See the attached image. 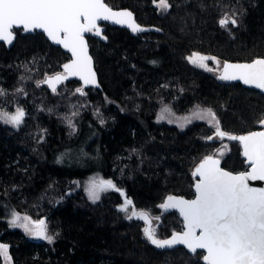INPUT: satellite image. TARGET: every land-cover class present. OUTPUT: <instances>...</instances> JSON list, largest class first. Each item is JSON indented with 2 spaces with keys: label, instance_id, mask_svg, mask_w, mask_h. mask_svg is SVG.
<instances>
[{
  "label": "trees",
  "instance_id": "obj_1",
  "mask_svg": "<svg viewBox=\"0 0 264 264\" xmlns=\"http://www.w3.org/2000/svg\"><path fill=\"white\" fill-rule=\"evenodd\" d=\"M157 1L104 0L150 30L133 34L103 23L106 41L87 36L100 89L82 90L90 105L71 125L63 114L69 111L59 106L68 94L55 97L36 84L61 71L68 54L41 33L23 35L19 28L13 45L0 43V106L18 102L27 113L18 129L0 122V242L10 264H205L200 251L151 245L142 219L127 220L118 209L115 190L91 203L79 186L95 175L112 180L136 210L159 215L156 237L164 239L180 232L182 221L160 205L169 195L192 198L194 167L225 147L209 139L215 132L204 122L184 128L158 122L160 108L177 115L209 109L230 135L264 129L263 94L187 63L195 52L222 61L264 58V0H167L162 10ZM223 17H229L225 26ZM79 86L71 80L56 90ZM223 141L221 166L246 170L239 142L227 135ZM12 212L46 215L52 243L11 229Z\"/></svg>",
  "mask_w": 264,
  "mask_h": 264
},
{
  "label": "snow or ice",
  "instance_id": "obj_2",
  "mask_svg": "<svg viewBox=\"0 0 264 264\" xmlns=\"http://www.w3.org/2000/svg\"><path fill=\"white\" fill-rule=\"evenodd\" d=\"M159 4L165 9L169 6L167 0H159ZM100 20L126 24L133 32L143 30L134 22L130 12L113 11L104 0H0V41L10 45L15 38L14 28L24 32L40 29L53 43L63 46L72 55L71 62L63 66L64 74L46 81L53 92L56 91L55 85L68 76H78L85 85L98 87L84 34L95 30L96 35H101L97 26ZM228 22V19L220 20L221 26ZM231 23L234 25L236 21L231 20ZM206 59L196 57L200 67H206L203 63ZM190 60L196 63V60ZM219 78L239 80L264 91V59L244 64L225 63ZM78 91L84 94L81 89ZM24 115L22 109H17L15 115L3 113L0 118L4 123L19 126ZM195 115L200 119L211 117L209 124L215 121L216 135L219 137L227 135L229 140H238L250 168L233 174L221 169L218 159L205 157L193 173L199 177L195 185V199L169 196L160 205L164 209L178 210L186 230L173 234L171 239L161 240L151 227H146L144 235L157 248L181 244L193 253L202 249L206 252L203 256L206 264H264V188H253L248 183L250 180L264 181V131L230 135L220 130L219 121L211 110ZM261 123L264 124V121ZM108 189L118 191L109 180L93 184L89 195L95 201L99 199L100 192ZM131 203L126 199L120 211L127 212V206ZM132 215L151 225L147 213L133 212ZM12 217L9 221L12 227L23 229L26 235L35 239L52 243L53 237L48 235L44 220L33 221L27 215L22 217L15 212ZM0 256L10 260L6 244H0Z\"/></svg>",
  "mask_w": 264,
  "mask_h": 264
},
{
  "label": "rangeland",
  "instance_id": "obj_3",
  "mask_svg": "<svg viewBox=\"0 0 264 264\" xmlns=\"http://www.w3.org/2000/svg\"><path fill=\"white\" fill-rule=\"evenodd\" d=\"M154 5L157 7V10L165 9L162 5L159 4V1L154 2ZM222 19H228L229 20V17L228 18L227 17H223ZM197 56H199V57H207L208 58V59H206V60L203 61V63L206 65V67H200L199 66L200 61L199 60H196V57ZM190 58H192L193 60H196V63L191 62ZM187 63L189 65H191V66H194L195 68H198V69H201V70H205V71L209 72L210 74H212L215 77H219L220 69L222 67L223 61L221 59H218V58L205 56L203 54H200V53L195 52V53H192L187 58ZM47 75L49 76L51 74L43 75L42 78H41V80L37 81L36 84L38 85L41 81H43V79ZM60 89H61V87H60ZM60 89L57 88V90L55 91V93H53V96L58 97V96H61V95H64L65 96L66 94H68L65 97V100H63L62 102L59 103V106L63 107L65 110H68L69 111V114H67V113H63V114L64 115H67L66 118H65V120H66L67 124L71 125L72 122H73L74 117L78 114V110L80 111V109L87 108V106L90 105V104H88L86 102V99L84 97L85 94L82 95V94H79L78 93L79 92L78 89H80V86L78 88H76L74 91H71V92H66V89L65 88H64V91H63V89L62 90H60ZM37 98L42 99V101L44 102L42 108H45L46 111L53 112V109H50L47 106V102L48 101H46L45 96H40L39 94H37ZM162 107L160 108L161 110H160V112L158 113V115L156 117V120L158 122H164V123H167V124H171V125L177 126L178 128H184L187 125H190L191 123L196 122V121L204 122L207 125H209L214 130V132H215V133H213L211 135L210 138L212 140H219V141H221V147L220 148L225 147V150L224 149H220L218 151V153L216 154V156H212V157H219V155L221 153H223L224 151H226L227 144L228 143H227V141H223L222 142V138L219 137L218 135H216V127L214 126L215 125V121H213L212 124H209V120L211 119V117H205L204 119H200V118H197L196 115H195L197 112L204 113L205 110H209V109L195 108V109H193L188 114H185V115H177V114L173 113L168 107H165V106H162ZM17 109H22L24 111V113H25L24 118H23V122L19 126H13L12 124L4 123V121H3L2 118H0V122L3 125H6L8 128L11 127V128L18 129L20 127H23L25 125V122H26V119H27V113H26L25 109L21 105L18 104V102L13 103L12 104V107H10L9 104H3V105H1L0 106V114L6 113L9 116L10 115H15L16 112H17ZM165 109H167V111H165ZM211 112L215 114L214 111H211ZM215 117L218 120V117L216 116V114H215ZM185 118H188V120H186ZM188 121H190V122H188ZM219 128H220V125H219ZM36 133H38V131H36ZM36 133H35V136H36ZM212 154H214V153H212ZM102 181H109V179H104V178L100 177L99 175H95V176L89 177L86 181H84V183L82 185L79 184V186H81L82 191L85 194V196H86V198L88 199L89 202H91V203H97L101 198H103L106 195L107 192H109L110 190H112V189H108L106 191L100 192L99 193V199L93 201V199L89 195V189L91 188V186L93 184H97L98 185ZM110 181H112V180H110ZM112 183L116 186V183L115 182L112 181ZM79 186H73V187L79 188ZM76 188H72V189H76ZM124 203L125 202L123 200H121V203L119 204V206H117L119 210L121 209V207L124 206ZM127 208H128V211L127 212H123L124 213V216H125V218L127 220H133V219H135L134 217L137 218V215H132L133 212H135L137 214L141 213V211L136 210L133 207L132 204L130 206H127ZM12 213L10 214L9 221L13 218L12 217ZM15 213H17L18 215H20L22 217L26 215V214H20L18 212H15ZM144 213H147L149 220H152V224L153 225H151V229H153L155 231L156 230V227L158 226V222L160 220L159 219V215L153 214L151 210L145 211ZM130 215L132 216L131 219L128 218V216H130ZM27 216L31 220H33V221H39L41 218L45 217L46 215H42V216L37 217V218H33V217L29 216V215H27ZM47 219H48V217H47ZM142 222L144 223V226H143V230H144V228H145V221L142 220ZM46 224H47V222H46ZM9 227L11 229H16V228L12 227L10 225V223H9ZM17 229L21 230L25 234V232L23 231V229H21V228H17ZM47 229H48V226H47ZM48 235H49V233H48ZM155 235H156V231H155ZM26 236L29 237V238H31V239H35V238H33V237L29 236V235H26ZM164 239H166V238H164ZM35 240L37 241V239H35ZM40 242L46 243L48 241L47 240H40ZM4 260L7 261V259L5 257H4ZM5 264H8V262H5Z\"/></svg>",
  "mask_w": 264,
  "mask_h": 264
},
{
  "label": "water",
  "instance_id": "obj_4",
  "mask_svg": "<svg viewBox=\"0 0 264 264\" xmlns=\"http://www.w3.org/2000/svg\"><path fill=\"white\" fill-rule=\"evenodd\" d=\"M104 3H105V2H104ZM106 5H107V4H106ZM107 6H108V5H107ZM108 7H110V6H108ZM110 8H111V7H110ZM111 9H112L113 11H117V12H130V13L132 14V19L134 20V22H135V23H136L141 29H143V30H142V31L133 32L129 27H127L126 24H117V23H113L111 20H107V21H106V20H100V21L97 22V26H98V28L100 29L101 35H99V36L96 35V34H95V30H94L93 32H89V33H85V34H84V39H85L86 44H87L88 55L91 57V61H92V69H93V71H94V73H95L96 83H97L98 85H99V83H98V76H97V73H96L95 68H94V61H93V58H92V56H91V54H90V48H89V44H88V40H87V36H91V37H93V38H95V39H97V40L106 41V39L103 37V34H102V31H103L102 24H103V23L109 24L110 26L121 27V28L127 29L128 31L132 32L133 34H140V33L147 32L148 30H150V28H148V27H143V26H141L140 24H138L137 21L135 20V16H134V14H133L131 11H129V10H127V9H116V8H111ZM14 29H18V28H14ZM21 30H22V29H21ZM36 32H37V33H41V34L46 38V40H47L52 46H54V47H58V48H60L64 53L68 54V56H69V61L66 62L65 64L71 62V60H72V55H71V53H70L67 49H65L63 46L53 43V42L47 37V35H46L45 33H43L42 30H40V29H36V30H34V31H31V32H24V31L22 30V34H23V35H30V34H34V33H36ZM0 42H3V41H0ZM13 43H14V40H13V42H12L10 45L6 43V46L9 47V46L13 45ZM257 59H264V58L259 57V58H256V59H254V60H257ZM254 60L249 61V62H244V61H242V62H239V61H223V63H222V67H221V69H220L219 77L223 74V69H224V64H225V63H228V64H244V63H251V62H253ZM65 64H63V66H64ZM63 66H62V70H61V72L55 73V74H53V75L46 76V77L43 79V81L40 82V84H41V85H44V86H46V87H48V88L53 92L52 88L49 87V85H48V83H47L46 81H47L48 79H50V78H54V77L57 76L58 74H64V67H63ZM71 80H76L77 82H79V83L81 84V87H80L81 90L86 89V88H89V87H92V88H95V89H100V85H99L98 87L93 86V85H85L84 82H83L78 76H68L67 79H64L63 81L57 83V84L55 85V87L59 86L60 84H62V83H64V82L71 81ZM224 81H226V82H228V83H239V84H241L244 88H248V89L256 90V91H258V92H260L261 94L264 95V91H262V90H260V89H257V88H255V87H253V86L246 85V84H244L242 81H239V80H224ZM263 121H264V120H263ZM263 125H264V124H263ZM260 131H264V129H258V130H254V131H251V132H260ZM251 132H247V133L240 134V135H235V136L247 135V134H249V133H251ZM235 141H238V140H235ZM238 142H239V141H238ZM239 144H240V143H239ZM240 148H241L242 157H243V159L245 160V163H246V165H247V169L244 170V171H241V172H237V173L231 172V173H233V174H238V173H242V172L248 171L249 168H250V166H249V164H248L246 158H245L244 155H243V149H242V146H241V145H240ZM213 158H214V159H218V160L220 161V159H219L218 157H213ZM203 160H204V159H203ZM203 160H201V161H200V162L194 167V171L192 172V175H193V173L195 172V170H196V168L198 167V165H199ZM219 167H220L221 169L227 171L226 169H224V168L221 166V161H220V163H219ZM228 172H230V171H228ZM193 177L195 178V181H194V183H193V193H194L193 198L186 199V198H183V197H181V196H179V195H169V196L176 197V198H182V199H185V200H192V199H195V197H196L195 185H196V183H197L199 177H196V176H194V175H193ZM248 183H249V186H250V187H253V188H264V181H259V180L252 181V180H250ZM116 189H117V188H116ZM112 190H113V189H112ZM115 191H116L117 193L120 194V196H121V198H122V200H123L124 202H125L126 199H127V200H131V199H129V198L126 196L125 192H124L122 189H118V191H117V190H115ZM121 193H123V195H121ZM169 196H167V197L165 198L163 204L167 201V199H168ZM131 202H132V201H131ZM130 205H131V204H130ZM130 205H128V206H130ZM161 208H162V207H161ZM162 210L165 211V212H172V211H174V212H176V213L178 214V216H179V218H180V220L182 221L183 224H182V231H181V232H177V233H182L183 231L186 230L185 227H184V220H183V217L180 215V213H179L178 210H176V209H164V208H162ZM40 220H44L45 222H47V217H43V218H41ZM147 227H149V224H147ZM174 234H176V233H174ZM172 236H173V235H171L170 237H168V238H166V239H171ZM37 240H39V239H37ZM161 240H164V239H161ZM149 243H150V242H149ZM150 244L153 245L152 243H150ZM153 246H155V245H153ZM155 247H156V246H155ZM178 247L183 248V249H184L185 251H187L188 253H192V254H193V252L189 251L184 245H181V244H176V245H174L173 247H170V248H169V247H165V248H159V249H173V248H178ZM156 248H157V247H156ZM197 251L202 252V253H203V256L206 255V252H205L204 250H202V249H198ZM197 251H196V252H197ZM203 261H204V259H203ZM204 263L206 264L205 261H204Z\"/></svg>",
  "mask_w": 264,
  "mask_h": 264
},
{
  "label": "flooded vegetation",
  "instance_id": "obj_5",
  "mask_svg": "<svg viewBox=\"0 0 264 264\" xmlns=\"http://www.w3.org/2000/svg\"><path fill=\"white\" fill-rule=\"evenodd\" d=\"M14 39H15V38H14ZM0 43L6 45L5 42H0ZM150 221H151V225H153V224H152V220H150ZM151 225H149V227H151ZM146 226H147V224L145 225V228H146ZM180 232H181V231H180ZM176 233H177V232H176ZM0 259H1L2 264H5V262H8V264H9V260L5 261V260L3 259V256H0Z\"/></svg>",
  "mask_w": 264,
  "mask_h": 264
},
{
  "label": "bare ground",
  "instance_id": "obj_6",
  "mask_svg": "<svg viewBox=\"0 0 264 264\" xmlns=\"http://www.w3.org/2000/svg\"><path fill=\"white\" fill-rule=\"evenodd\" d=\"M93 58V57H92ZM94 61V60H93ZM68 62V61H67ZM63 66V65H62ZM94 68H95V64H94ZM96 71V70H95ZM59 72H61V71H59ZM58 73V72H57ZM55 74V73H54ZM46 217V216H45ZM38 242H40V240H37ZM42 243V242H41ZM0 244H3V243H1L0 242Z\"/></svg>",
  "mask_w": 264,
  "mask_h": 264
}]
</instances>
